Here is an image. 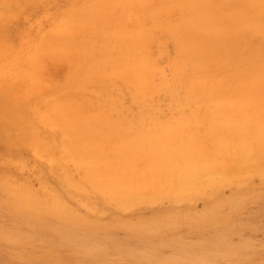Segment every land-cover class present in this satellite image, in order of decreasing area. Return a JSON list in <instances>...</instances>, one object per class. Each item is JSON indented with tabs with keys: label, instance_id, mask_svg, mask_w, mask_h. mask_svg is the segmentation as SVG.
<instances>
[{
	"label": "rangeland",
	"instance_id": "1",
	"mask_svg": "<svg viewBox=\"0 0 264 264\" xmlns=\"http://www.w3.org/2000/svg\"><path fill=\"white\" fill-rule=\"evenodd\" d=\"M235 1L110 0V4L109 0H0V73L3 71L0 74V264H264V159L262 158L264 157V146L259 147V142L256 141L260 149H255L257 146L254 143L257 133L264 132V130L261 125L256 126L260 124L259 120H254L253 114L250 113L251 111H262L264 108V68L249 73V76L257 79L261 76L262 83L258 80L257 84L252 82L245 84L246 87L244 84L238 88L234 85L233 88L237 92L233 91L234 89L230 92L222 91L223 100L231 99L229 101L233 103H228V101L226 105L223 104L226 108L223 116L226 114L229 117H219L220 119L210 118L214 114V104L211 106L203 102L198 105L195 101H185L186 90L182 87H176L173 93L160 90L164 83L170 85L175 83L172 65L183 55L177 47L176 39L168 33L175 30L183 18L201 17L203 10L209 17L210 15L221 16L225 17L223 20L230 22L231 18L227 16L229 14L231 16V11H233L231 5L244 6L250 1L264 2V0H243L237 5ZM107 2L109 4H106ZM97 8H104V10L102 11L103 16L100 14L96 16L99 18L100 15L102 18L96 23L99 33L94 35L91 28L95 17L93 15L90 17V10ZM126 11H129V14ZM84 12H86L87 20L83 24H78L79 16ZM212 19L210 18V21ZM104 33L106 36L101 35ZM116 35L121 38L117 40ZM101 41L108 45L107 49L95 52L89 60L98 63L103 62L107 57V61L111 60V62L108 61L106 68H103V63L98 64L101 67L97 75L90 76V72L84 74L88 63L83 62L86 60L78 49L82 48L80 46L83 43L96 42L98 45ZM116 43L125 44V49L111 51L110 45L115 46ZM66 50L67 52L71 50V54L63 57L67 53H65ZM125 53L128 54V59L123 56ZM187 53L192 54L193 52L188 49ZM133 56L138 60H149L148 72L154 74V90L144 102L135 99L131 91V86L135 83L129 79H133L134 73L129 71L128 65L132 64ZM32 57L35 58L31 63ZM257 59L264 62V53L257 56ZM25 64L26 68L28 67L27 70L31 72L37 70L38 74L35 78L33 77V80L27 79ZM116 64L121 66L127 64L123 76L112 74L114 71L112 67ZM74 70L75 76H80V79L75 78L72 73ZM80 72L83 73L80 74ZM69 73H72L75 81L71 80L72 76ZM86 74L90 76V79ZM83 76L87 80L83 79ZM67 77L71 81L68 82ZM78 80L79 83H77ZM82 80L86 82L89 80V82L87 84L81 82ZM67 84L72 85L65 86ZM238 92L244 93L242 97ZM230 93L234 95L229 97ZM235 93H238L237 96ZM234 98H239L244 103H239V100L236 101ZM251 100L256 104L252 105ZM54 102L61 103L62 107L66 104L67 106L63 108H67V113L79 111L80 116L76 119L82 118L80 121L83 128L80 134L82 135L81 140H85V143L92 142L90 144L92 148H94L95 141L96 144L104 146L99 142L104 141L103 137L105 138L106 134L109 136L105 139L110 137L111 141L115 142L113 143L115 148H121L122 142H130L132 139L136 141L132 143L133 145L129 143L130 149H122V151L121 149L114 150V146L110 150L112 142L107 140L110 143L108 145L104 141L103 144L107 147L104 146L106 148L105 154L103 153L105 157L98 156V159L102 162L104 158V161L107 160L106 157L109 158L108 161L111 160L106 163L107 165L103 162L105 167L110 165L109 167L116 169L120 167L117 166L120 161L119 165L127 166L132 171L136 170L135 172L141 178L142 170L150 169L148 159L151 154L143 155L145 160L141 161L144 158L137 154L139 150L158 146L159 143H154L159 139L162 146H170L174 142L184 145L188 140L186 146L196 145L199 142L204 145L200 161L203 172L196 174L194 170H191L189 173L192 176L189 177L191 184L187 182L185 191L180 192L182 196L179 195L180 193H169V191L167 193L165 189L160 190L157 187L154 189V186L150 184L149 188L144 186L145 184L134 185L136 187H133L131 192L130 188L128 189L129 196L126 195V187L122 188L124 194L116 191L117 195L114 196V189L113 193L109 191L112 188L109 190L102 188L103 190L100 191V187L96 186L100 189L97 191L93 183L83 178L78 162H76L77 158L74 157L73 148H76L75 144L80 135L74 134V131H71L72 128H69V133H65V130L63 133L72 137L75 135L77 139L66 136L60 131L65 120L70 119L73 113L68 115L70 117H66L67 119L63 116H59L62 118L55 117L56 120L60 119L57 120L58 122H55L52 116L50 120L47 113L48 105L51 107ZM105 107L107 115L110 116L108 119L106 114V116L103 115L107 118L102 117V125L99 118ZM83 110L84 113H81ZM249 114L251 117L248 116ZM244 116L247 119L242 118ZM223 118L227 119L229 124L227 125L226 121L224 124L228 126L230 132L233 131L232 128L236 131L238 127L237 133L232 132L231 135L226 131L227 127L226 129L221 127L224 122ZM232 119H235L234 122ZM212 120L216 125L210 123ZM195 121L199 123L196 124ZM244 121H250L251 124L249 122L248 125ZM252 121H254L253 124ZM98 122L102 127L101 125L96 126ZM106 122H109V127ZM255 122L258 124L255 125ZM53 123H57L55 127ZM58 123L60 128L57 127ZM119 123L121 128H119ZM128 123L130 124L127 125ZM235 123H241L243 126L238 125L242 129L239 126L236 127ZM198 124H201L200 127ZM208 124L215 126V129L219 125L217 130L222 132L221 128H223V132L228 133L220 132L221 141H219L220 134H217V130L214 131L211 128L214 131L212 135L216 139L210 136L211 130L207 128L213 126ZM188 125L190 127L193 125V128ZM245 125L260 128L257 129L258 132L252 127V129L249 128L252 130L251 135L256 130L257 135H252L254 139H251L250 131ZM111 127L114 129L111 130ZM163 128L167 130H165L166 134ZM104 129H106L105 132L102 131ZM186 129L192 133L184 131ZM108 130L112 131V134ZM182 130L184 135L181 133ZM162 131L163 137L160 133ZM199 132L206 136L201 137ZM159 134L160 136L157 137ZM178 134L183 139L186 137L183 140L178 136L183 142L177 138ZM191 134L197 135H194L193 139ZM223 134L226 136L223 137ZM171 135L175 136L171 137ZM188 135L190 137H187ZM99 136L103 141L99 140ZM155 136L156 140L153 139ZM137 138L142 139L141 142H138ZM161 138H163V144ZM232 138L233 141H231ZM147 139L153 140L154 145H151L152 143ZM199 139L201 140L198 141ZM206 141L210 142L209 145ZM211 141L214 151L211 150L213 149ZM218 141L221 151L218 152L220 154H215ZM226 141L227 144H225ZM142 142L146 145L142 146ZM46 144L47 147H45ZM206 149L213 152L210 151L209 155ZM80 151L85 152L84 157H89L94 149L93 151ZM229 152H232V157L233 153L235 154L232 159ZM106 154L112 155L108 157ZM236 155L239 158L241 155L240 160L238 159L240 162L237 161ZM244 155L246 160L243 161ZM229 157L231 161L236 158L239 164L249 165V168L239 169L236 175V178L240 176L239 180L234 176L229 177V171L226 179L225 172H223L224 176H221V171H216V174L220 172V176L219 173L215 175V172H212L214 180L218 179L216 184L213 183V175L204 169L210 167L211 164L210 168L219 164L221 166L226 161V164H229ZM217 159H220L221 163ZM129 161L133 165L136 163L134 165L136 167L137 162L140 161V165L144 163L143 166L135 169L136 167L126 163ZM236 162L233 163L236 164ZM262 162L263 165H261ZM176 173L177 171L174 172L172 178ZM179 174L178 172L177 175ZM209 174L212 177L211 175L209 177ZM196 175L202 176L201 181L200 178L195 180L198 178ZM139 178L136 182L137 180L142 181ZM172 178L171 182L172 180L176 182ZM191 178L195 180L196 185ZM175 179L178 181L179 176ZM229 179L232 182H229ZM144 180L143 183L146 181ZM221 180L222 183H218ZM150 181L151 179L147 180V182ZM139 185H143L142 193ZM189 188L193 190L190 192ZM154 190L156 194H150ZM139 191L141 195L138 194ZM144 191L147 194H144ZM157 191L160 193L162 191L164 194ZM186 191L195 192L190 194ZM125 195L128 196L127 199ZM127 203L131 206H127Z\"/></svg>",
	"mask_w": 264,
	"mask_h": 264
},
{
	"label": "bare ground",
	"instance_id": "2",
	"mask_svg": "<svg viewBox=\"0 0 264 264\" xmlns=\"http://www.w3.org/2000/svg\"><path fill=\"white\" fill-rule=\"evenodd\" d=\"M109 2H110V0H109ZM112 2V1H111ZM111 2H110V4H111ZM228 2H230V1H228ZM236 2V4L238 3H242L243 2V0H236L235 1ZM106 4H109L108 2L106 3ZM231 4H233V3H231ZM231 4H228V5H231ZM235 4V5H236ZM237 4V5H238ZM241 5V4H240ZM233 6V5H231V7H233V11H231V16H230V14H229V16H227V17H229V18H231V21L229 22L228 20L226 21V19L225 20H223L224 18L223 17H218V16H216V17H214V15H210V17H209V15L203 10V13L201 14V17H193V18H191V19H187V18H183L182 19V21H181V23H179L178 24V26H177V28L175 29V30H173V31H171V32H169L168 34L172 37V38H174V39H176V41H177V47H179V49H180V52L183 54L182 55V58L179 60V61H175L174 63H173V65H172V68H173V73H174V84L173 85H170L169 83H164V84H162V86L160 87V90H166V92L167 91H169V92H174L175 90H176V87H182V88H184L185 90H186V94H185V97H186V100L185 101H195L198 105L199 104H202L203 102H205V103H209V105H211L212 106V104H214V107H213V112H214V114L213 115H211V117L210 118H213V119H216V118H222V117H224V116H226V114L223 116V113L225 112V105L227 104L226 102H228L229 100H231V99H226V100H223L224 99V94L222 93V91H225V92H230L232 89H234L233 87H234V85H235V87H239V86H241V84H244V86L246 87V85L245 84H249V83H254V84H257V81L259 80L261 83H262V81H263V78H261L260 79V77H259V79H257L256 77H251V76H249V73H251V72H253V71H259V70H263L262 68H264V62H262V61H259L258 59H257V56H259L260 54H263L264 53V2L263 1H259V2H257V1H250V2H248V4H246V5H244V6ZM105 8V7H104ZM104 8H97V9H93V10H90V17L93 15L95 18H94V21H92V28H91V30H92V33L94 34V35H97L98 33H99V28H98V26H97V22H99L100 21V19L102 18L101 16H103V10H104ZM220 11H221V9H220ZM94 12V13H93ZM127 12V14H129L128 12L129 11H126ZM86 12H84L82 15H80L79 16V20H78V24H83L87 19H86V14H85ZM98 14H100L99 15V18L97 19L96 18V16L98 15ZM218 14V13H217ZM128 16V15H127ZM210 18L212 19V21H210ZM91 19V18H90ZM200 19V20H199ZM162 27H163V25H162ZM120 32V31H119ZM118 32V33H119ZM118 33H117V35H118ZM120 34V33H119ZM102 36L104 35V36H106V33H104V34H101ZM115 36V38L117 39V40H119V38H121V37H118V36ZM80 47H82V48H80ZM80 47H78V48H80V49H78V50H80V54L82 55V57L87 61H83L84 63H88V66L85 68L86 69V72H84V74L85 73H87V72H90L89 74H90V76H94V75H97L96 73H97V71L99 70V68L101 67V65L99 66L98 64H100V63H103V68H106V66H108V64L111 62V60H108L109 61V63H108V61H107V57H106V59L103 61V62H93V60L92 61H90L89 60V58H91L92 56H93V54L95 53V52H99V51H101V50H106L107 49V47H108V45L107 44H105L104 43V41H101L100 42V44H96V42L95 43H91V44H81V46ZM110 47H111V51H114V50H119V49H122V50H124L125 49V44H118V43H116V45L115 46H111L110 45ZM188 49L189 50H192V54H188L187 53V51H188ZM39 51H40V49H38ZM52 51H53V49H51ZM50 50V51H51ZM39 51H37V52H39ZM82 51V52H81ZM67 52V50L65 51V53ZM185 52V53H184ZM71 54V50L69 51V52H67L66 54H64V56L63 57H68V54ZM131 54V53H130ZM39 55V54H38ZM180 55V54H179ZM123 56L125 57V58H127L128 57V54L127 53H125V54H123ZM62 57V58H63ZM34 58L35 57H32L31 58V63H32V61L34 60ZM82 58V59H83ZM83 59V60H84ZM128 59V58H127ZM29 59L27 58V61H28ZM26 61V62H27ZM38 61H39V59H38ZM82 62V64H84ZM28 63V62H27ZM26 63V64H27ZM30 63V62H29ZM31 63H30V66H31ZM26 64H25V68H26ZM81 64V63H80ZM80 64H78V66L80 65ZM85 65V64H84ZM83 65V66H84ZM29 66V65H28ZM126 66H127V64L126 65H124V66H121V65H114L112 68H113V70L114 71H112L113 73V75H115V76H123L124 75V73H125V68H126ZM128 68H129V71H132L133 73H134V77H133V79H129V81L130 80H132L131 82H133V83H135L133 86H131L132 87V89H131V91H132V93H133V95H134V97H135V99H137V100H142L143 102L144 101H146L147 100V98H148V96H149V94L151 93V92H153V90H154V82H153V73H150V72H148V70L150 69V63H149V60H147V59H142V60H138V59H136V57L135 56H133V58H132V64H130V65H128ZM28 69V67L25 69V72L27 73V71H28V73L26 74L25 73V75H27L28 77H27V79L29 78L30 80H33L34 78H35V76H37V70H35V72H31V71H29V70H27ZM255 69V70H254ZM27 70V71H26ZM79 70H80V68H79ZM78 70V71H79ZM83 71H84V69H82ZM81 70V71H82ZM75 70L74 71H72V73H73V75L75 76ZM76 72H77V69H76ZM3 73V71L0 73V74H2ZM32 74V76H31V74ZM34 73H36V74H34ZM72 73H69V74H71V76H72V78H71V76H69V78H71V80L73 81H75V79H73V75H72ZM79 73V72H78ZM78 73H76L77 74V76H78ZM81 73H83V72H80V74ZM30 74V75H29ZM68 74V75H69ZM244 74H245V76H244ZM34 75V76H33ZM87 76H88V78L90 79V76L88 75V74H86ZM258 75V74H257ZM86 76V77H87ZM34 77V78H33ZM80 76H78V77H76L75 76V78H79ZM85 77L83 76V79H84ZM28 79V80H29ZM67 79V81L69 82V81H71V80H68V77L66 78ZM80 79V78H79ZM85 80H87L86 78H85ZM66 81V82H67ZM258 81V82H259ZM81 82H86V81H81ZM88 82H89V80H88ZM88 82H86L87 84H88ZM77 83H79V80H78V82ZM264 83V82H263ZM73 84V83H72ZM72 84H70V85H72ZM83 84V83H82ZM260 84V83H259ZM70 85H65V86H70ZM260 85H262V84H260ZM259 85V86H260ZM78 86V85H77ZM84 86V85H83ZM253 86V85H252ZM73 88L75 87L74 86V84H73V86H72ZM78 87H82V86H78ZM232 87V88H231ZM245 87H243V88H245ZM251 88V87H250ZM250 88H248V89H250ZM76 88H74V90H75ZM241 88H239V90H240ZM81 90V89H80ZM228 90V91H227ZM76 91V90H75ZM77 91H79V90H77ZM233 91H236L237 92V90H233ZM242 91V90H241ZM239 93V95H241V97H242V95L244 94H241L240 92H238ZM238 93H235V96H237L236 94H238ZM227 94V93H226ZM225 94V95H226ZM234 95V93H232V95H231V93L229 94V97L230 96H233ZM234 96V97H235ZM238 97H240V96H238ZM225 98H226V96H225ZM232 98V97H231ZM244 98V97H243ZM234 99H236V98H234ZM238 100H239V98H237ZM237 99H236V101H237ZM183 100V99H182ZM233 100V99H232ZM235 101V102H236ZM250 101V100H249ZM57 102V101H56ZM56 102H54V104L52 105L51 104V107H50V105H48V107H49V110L47 111V113H48V115H49V119H50V117L53 119V117H54V120H56L55 119V117L56 118H58L59 116H63L65 119H67L68 117H70V116H68V115H71V113H73V115L71 116V118L69 119H67V120H65L64 118V120H65V122L63 123V128H62V130H60L59 128V123L63 120V119H61V121L58 123V125H57V127H59L58 129L61 131V133H63V130H65L64 132L65 133H69L70 132V129L72 128V132L74 131V134L76 133V134H81L82 132H83V128H82V124L80 123V121H81V119L82 118H80V119H76L77 117L79 118V116H80V114H79V111H77V112H74V111H72V112H69V113H67V108H63L64 106L66 107L67 105L65 104V103H62V104H65L63 107H62V105H60L61 103H56ZM180 102V101H179ZM193 102L191 103V104H193ZM233 103L232 101H229L228 103ZM241 102H243V101H240L239 100V103H241ZM251 102H252V100H251ZM250 102V103H251ZM177 103V102H176ZM183 103H184V101H183ZM244 103V102H243ZM246 103V102H245ZM247 103H248V101H247ZM253 103H255V101H253L251 104L252 105H254ZM58 104V105H57ZM185 104V103H184ZM223 104H225V105H223ZM256 104V103H255ZM60 105V106H59ZM178 105V104H177ZM179 105H182V104H179ZM222 105L224 106L223 108H222ZM232 105V104H231ZM230 105V106H231ZM244 105V104H243ZM246 105V104H245ZM203 106V105H202ZM69 107V106H68ZM85 107H86V105H85ZM115 107V106H114ZM187 107V106H186ZM249 108H252V107H249ZM68 109H70V108H68ZM182 109H184L185 110V108H182ZM211 109V108H210ZM264 109V108H263ZM262 109V111H251L250 113L251 114H253L252 116H253V118H255L254 120H256V119H258L259 120V123L260 124H258V123H256L255 122V125L256 124H258V125H256V126H258V127H260V125H261V127H262V129L264 130V110ZM108 110H110V109H108ZM113 110V109H112ZM111 110V111H112ZM183 110V111H184ZM206 110H207V108H206ZM245 110V109H244ZM247 110V109H246ZM251 110H253V108L251 109ZM255 110V109H254ZM175 111H176V109H175ZM182 111V112H183ZM196 112V111H195ZM207 112V111H206ZM248 112V111H247ZM50 113V114H49ZM81 113H84V110H83V112L81 111ZM142 113H143V111H142ZM142 113H141V115H142ZM146 113V112H145ZM144 113V114H145ZM178 113H180L179 111H178ZM184 113H185V111H184ZM87 114H89V112L87 113ZM86 114V115H87ZM107 115V109H106V107L104 108V110H103V112H102V115L100 116L101 118H99V120L101 121V119H102V117H103V115ZM175 114L177 115V112H175ZM192 114V113H191ZM105 115V116H106ZM146 115V114H145ZM150 115V114H149ZM152 115V114H151ZM190 115V114H189ZM84 116V115H83ZM104 116V117H105ZM108 116V119H109V116L110 115H107ZM161 116V115H160ZM159 116V117H160ZM181 116H183V115H181ZM249 117H251L250 116V114L248 115ZM45 117H47V116H45ZM67 117V118H66ZM103 117V118H104ZM187 117V116H186ZM191 117H192V115H191ZM199 117V116H198ZM226 117H229L228 115L226 116ZM59 118H62V117H59ZM107 117H105V119H106ZM180 119H182L181 117H179ZM190 117H188V119H189ZM219 118V119H220ZM242 118H245V116L244 117H242ZM52 119H50V120H52ZM125 119V118H124ZM146 119H147V117H146ZM145 119V120H146ZM154 119V118H153ZM185 119V118H184ZM184 119L182 120V121H184ZM194 119V118H193ZM193 119L191 120V121H193ZM245 119H247V118H245ZM58 121L60 120V119H57ZM55 121V122H58V121ZM87 120V119H86ZM91 120V119H90ZM104 120V119H103ZM110 120H112L111 118H110ZM222 120H224V122H223V125L221 126V127H224V129H226L225 127H227V130L226 131H228V132H230V130H229V128H228V122L226 121L227 119H222ZM233 120V122H234V120L235 119H232ZM243 120V119H242ZM66 121H67V123H66ZM92 121V120H91ZM113 121V120H112ZM112 121H110V123L112 122ZM148 121H150V120H148ZM153 121V120H152ZM196 121H197V119H196ZM195 121V123L197 124V123H199V121L198 122H196ZM206 121V120H205ZM215 122H217V120H214ZM225 121L227 122L226 124V126H225ZM239 121H240V119H239ZM238 121V122H239ZM51 122V121H50ZM69 122V123H68ZM85 122H88V121H85ZM125 122H126V120H125ZM236 122V121H235ZM246 124H248L249 125V122H247V121H244ZM253 122L254 121H252V124H253ZM258 122V121H257ZM83 123V122H82ZM100 122H98L97 123V125L96 126H98V125H101V124H99ZM101 123H102V121H101ZM105 123V122H104ZM186 123H188V121H186ZM190 123V122H189ZM211 124L213 123L214 125H216L214 122H213V120L210 122ZM221 123V122H220ZM243 123V122H242ZM54 124V125H53ZM52 125L55 127V124H57V123H53ZM84 124H86V123H84ZM88 125H91V124H89V123H87ZM106 124H108V127H109V122H106ZM105 124V125H106ZM111 124H113V122L111 123ZM125 124V123H124ZM123 124V125H124ZM130 123H128L127 125H129ZM144 124L146 125V123L144 122ZM180 124V123H179ZM182 125H184L183 123H181ZM194 126H195V124H194V122L192 123ZM206 124V123H205ZM211 124H208L209 126L211 125ZM218 124V123H217ZM222 124V123H221ZM220 124V125H221ZM232 124V123H231ZM243 126V125H241V123H235V125H236V127L237 126ZM250 124H251V122H250ZM102 125H103V123H102ZM102 125L100 126V127H102ZM116 125V124H115ZM115 125H114V127H115ZM119 125V128H121L120 127V123L118 124ZM144 125V126H145ZM192 125V126H193ZM199 125V127H200V125L201 124H198ZM235 125H233V126H235ZM248 125H245L246 127L248 126ZM61 126V127H62ZM133 126V125H132ZM185 126V125H184ZM189 127H190V125H188ZM191 126V127H192ZM203 126H204V124H203ZM211 126H213V125H211ZM218 126L219 125H217L216 126V128L218 129ZM232 126V125H231ZM231 126H229V127H231ZM232 126V127H233ZM240 126H239V128H240ZM244 126V127H245ZM253 125H251V127H252ZM256 126H255V128L254 127H252V128H254V129H256ZM68 127V128H67ZM95 127V126H94ZM106 127V126H105ZM104 127V128H105ZM118 127V126H117ZM148 127H149V125H148ZM163 127V126H162ZM168 127V126H167ZM182 127V126H181ZM181 127H179V128H181ZM190 127V128H191ZM205 127H206V125H205ZM215 126H213V127H208L207 129H209V131L211 132V134H210V136H214V135H212V134H214V131L215 130H217V129H215L214 128ZM220 127V126H219ZM231 127V128H232ZM250 126L249 127H247L248 129L249 128H251ZM257 127V129H260V128H258ZM65 128V129H64ZM66 128H67V130H66ZM70 128V129H69ZM93 127H91V129H92ZM119 128H118V130H119ZM127 128H128V126H127ZM127 128H125L126 130H127ZM185 128V127H184ZM193 128V127H192ZM197 128V127H196ZM211 128H213L214 129V131H212L213 129H211ZM230 128V129H231ZM251 128V129H252ZM106 129H107V127H106ZM106 129H104V130H102V131H104L105 132V130ZM111 130L112 129H114L113 127H111L110 128ZM146 129V128H145ZM149 130H151L150 128H148ZM164 129V131L166 130L165 128H163ZM224 129L223 128H221V130H223L224 131ZM233 129V131L232 132H236V131H238L239 129H238V127H237V129H236V131L234 130V128H232ZM240 129H242V127L240 128ZM256 129V130H257ZM96 130V129H95ZM98 130V129H97ZM122 130V129H121ZM130 130H131V128H130ZM129 130V132H131ZM133 130V129H132ZM198 130V129H197ZM202 130V129H201ZM256 130L254 131V133L252 134V135H257V136H255V142L254 143H256V141L257 142H259L258 144H259V147L260 146H264V132H258L259 130H257V134H256ZM109 131V130H108ZM108 131H106V133H108ZM148 131V130H147ZM167 131V130H166ZM166 131H165V134H166ZM173 131V130H172ZM183 131V130H182ZM184 131H188L189 133H192V132H190L188 129H186V130H184ZM184 131L183 132H181L183 135H184ZM218 131V133L217 134H220V132L221 131H219V130H217ZM222 131V132H223ZM226 131H225V133H226ZM246 131H248L247 129H246ZM249 131H250V135H251V131L252 130H250L249 129ZM249 131H248V133H249ZM71 132V133H72ZM95 132H97V131H95ZM94 132V133H95ZM104 132H102V133H104ZM110 132V131H109ZM112 132V131H111ZM110 132V133H111ZM117 132V131H116ZM134 132V131H133ZM150 132V131H149ZM148 132V133H149ZM154 132V131H153ZM158 133H159V131H157ZM169 132V131H168ZM187 132V133H188ZM194 132V131H193ZM221 132V133H222ZM227 132V133H228ZM232 132H230V134L232 133ZM242 132V131H241ZM93 133V134H94ZM99 133V132H98ZM119 133H120V131H119ZM132 133V132H131ZM141 133H143V131L141 132ZM161 133V137H163V135L164 134H162L163 133V131L162 132H160ZM171 133V132H170ZM186 133V132H185ZM195 133V132H194ZM206 133H208V132H206ZM224 133V132H223ZM224 133V134H225ZM226 133V134H227ZM237 133V132H236ZM236 133H234V134H236ZM64 134V133H63ZM73 134V135H74ZM101 134V133H100ZM112 134V133H111ZM150 134V133H149ZM198 134V133H197ZM197 134H194V135H197ZM223 134V135H224ZM64 135H66V134H64ZM68 136H70V137H72L71 135H69V134H67ZM66 135V136H67ZM78 135V136H79ZM98 135V134H97ZM114 135V134H113ZM117 135V134H116ZM127 135V134H126ZM129 135H130V133H129ZM138 135V134H137ZM168 135H170V134H168ZM182 135V136H183ZM186 135V134H185ZM192 135V134H191ZM194 135H192L193 137V139L195 138L194 137ZM199 135L202 137L203 135H201V132H199ZM209 135V134H208ZM216 135V134H215ZM222 135V136H223ZM232 135V134H231ZM250 136L251 137V139H254V137L253 136ZM93 136H95V135H93ZM106 136H109L108 134H106ZM105 136V138H107ZM134 136V135H133ZM147 136V135H146ZM160 136V134L157 136V137H159ZM173 136H175V135H171V137H173ZM177 136V138H178V136H179V134L178 135H176ZM181 136V135H180ZM179 136V137H180ZM204 136H206V134L204 135ZM210 136H207V137H210ZM219 136V135H218ZM226 135H224L223 137H225ZM67 138V137H65L66 139H68V140H73L72 138H74V139H77L76 138V136L74 135V137H72V138ZM82 135H80V137H79V140H78V142H77V140H76V144H75V147L76 148H73L74 149V151H75V153H74V157H76L77 158V161L76 162H78V166H79V169H80V171H81V173H82V176H83V178L86 180V181H89V182H91V183H93L94 185H95V188L97 189V191L98 190H100V191H102L103 189L105 190V189H107V190H109L110 188H112V189H110L109 191L111 192L113 189H114V191H115V193L113 194V196L114 195H117L116 194V191H119V192H121L122 194H124V192H123V190L124 189H122L123 187H126L125 189H127V194L126 195H128L129 194V192H128V189L130 188V192H131V189H133V187H136L138 184H145L144 186H148V188H149V184L150 185H152V186H154V189L157 187V188H159L160 190L161 189H165L166 191L165 192H167V191H169V193H180V192H183V191H185L184 189L186 188V186H187V182L188 183H190V178L189 177H192V176H190L189 175V173H191V170H194V172L196 173V174H198V173H202L203 171H202V166H200V161L202 160V148H204L203 146L204 145H201L200 144V142L199 143H197L196 145H191V144H189V142H188V144L189 145H185L186 143H187V141L188 140H186V143L184 144V145H181V144H178L179 142H177V143H171V145L170 146H162L161 145V142H159L160 141V139H159V141L157 140V142H155L154 143V141L153 140H151L150 141V139H152L151 137H150V139H147V140H149L148 142H151L152 144L151 145H154V144H156V143H159V145L157 146H154V147H151V148H149V149H147V148H145V149H142V150H139V149H137V151H138V155L139 156H143V155H147V154H151V156L149 157V162H150V166L148 165V167L150 168V169H148L147 167H145V168H147V170L145 171L144 169L142 170V172H143V174L141 175V178H139L140 176H139V174H137L135 171L136 170H134V171H132V170H130V169H128L127 168V166H121V165H119V162L117 163L118 165L117 166H120V167H117L116 169L115 168H113V169H115L114 171H113V169H112V167H109V166H107V167H105V165H107L106 163H109L111 160H109L108 161V159L109 158H107L106 157V161H104L105 160V158H104V160H103V162H105V165H104V163L102 162V160L101 159H98L99 157L98 156H101V157H105L104 156V151H105V149L107 148L106 146H105V144H103V142L105 141V143H108L109 141H111V139H110V137H108L109 139H105L104 137H103V139H104V141H103V139H102V137H100L99 136V140H101L102 139V141L103 142H99L100 144L102 143V145H104V146H101V145H98V144H96V141H95V144H93L94 145V148H92L91 146H90V144H92V142H88V143H85V140H81L82 138ZM83 137H87V136H83ZM126 137V136H125ZM145 137V136H144ZM157 137L155 136L153 139H157ZM165 137H168V136H165ZM170 137V136H169ZM187 137H190L189 135L187 136ZM197 138L199 137V136H196ZM246 137V136H245ZM131 138V137H130ZM130 138H128V140L130 139ZM139 138V137H138ZM138 138H137V140H138ZM175 138V137H174ZM173 138V139H174ZM180 138H182V137H180ZM180 138H178V139H180ZM186 137H184V139H185ZM211 138V137H210ZM213 138H215L216 139V137L214 136ZM231 138V137H230ZM235 138V137H234ZM236 138H238V137H236ZM44 139V138H43ZM97 139V138H96ZM163 138H161V141H162V144H163V140H162ZM172 139V138H171ZM177 139V140H178ZM183 139V138H182ZM183 139V140H184ZM188 139V138H187ZM208 139V138H207ZM215 139L213 140V141H215ZM217 139H219L218 137H217ZM228 139H229V137H228ZM250 139V140H251ZM44 140H46V139H44ZM98 140V141H99ZM107 140H108V142H107ZM127 140V139H126ZM133 140V139H132ZM132 140H130V142H125V143H123L122 142V147L121 148H115L116 146H115V144H113V143H115V142H113V141H111L112 143V147H109L110 148V150H111V148H113V146H114V150H116V149H121V151H122V149L124 150V149H127V148H129L130 147V144H132V143H136V141H132ZM136 140V139H135ZM142 140V139H141ZM141 140L139 139L138 140V142L140 141L141 142ZM174 140H176V138L174 139ZM173 140V141H174ZM181 140V139H180ZM201 139H199L198 141H200ZM205 140V139H204ZM204 140H202V141H204ZM224 140H226V138H224ZM121 141V140H120ZM143 141H145V139H143ZM153 141V142H152ZM182 141V140H181ZM180 141V142H181ZM219 141H221V134H220V140ZM218 141V143L216 142V150H215V154H220V153H218V152H220L221 150L219 149V147H218V144L220 143ZM231 141H233V138H232V140ZM236 141H237V139H236ZM239 141V140H238ZM245 141V140H244ZM249 141V140H248ZM47 142V141H46ZM67 142V141H66ZM75 142V141H74ZM170 142V141H169ZM168 142V143H169ZM172 142V141H171ZM183 142V141H182ZM195 142H197V141H195ZM207 142V141H206ZM205 142V143H206ZM212 142V141H211ZM250 142V141H249ZM71 143H73V142H71ZM94 143V142H93ZM121 143V142H120ZM130 143V144H129ZM154 143V144H153ZM192 143H193V140H192ZM203 143V142H202ZM210 143V142H209ZM209 143L207 142V144L209 145ZM236 143H238V142H236ZM68 145H69V143H67ZM74 144V143H73ZM225 144H227V141L225 142ZM224 144V145H225ZM231 144H232V142H231ZM244 144H245V142H244ZM252 144V143H251ZM107 145V144H106ZM108 145H110V143H108ZM133 145V144H132ZM139 145H141V144H139ZM144 144H143V142H142V146H143ZM146 145V144H145ZM144 145V146H145ZM161 145V146H160ZM208 145H206L207 147H209ZM213 145V142H212V144H211V147H213L212 146ZM229 145V144H228ZM239 145V144H238ZM248 145H249V143H248ZM71 146H73V145H71ZM129 146V147H128ZM149 146H150V144H149ZM255 146H257V143H256V145ZM254 146V147H255ZM45 147H47V144H46V146ZM57 147V146H56ZM55 147V148H56ZM69 147V146H68ZM207 147H205V148H207ZM210 147V148H211ZM226 147H227V145H226ZM230 147V146H229ZM251 147V146H250ZM54 148V149H55ZM221 148V147H220ZM228 148V147H227ZM230 148H232V146L230 147ZM229 148V149H230ZM41 149H43V148H41ZM82 150V151H93V149H94V151L92 152V154H91V156H89V157H84L85 156V152H81L80 150ZM130 149V148H129ZM208 149V148H207ZM207 149H206V151H207ZM243 149H244V147H243ZM255 149H260V148H258V146L255 148ZM255 149H254V151H255ZM263 149V148H262ZM211 150H213L214 151V147H213V149H211ZM211 150H209V151H207V153L210 155V151ZM222 150H223V147H222ZM245 150V149H244ZM243 150V151H244ZM61 151V150H60ZM126 151V150H125ZM213 151H211V152H213ZM229 151V150H228ZM230 151H233L232 149H230ZM245 151H247V150H245ZM109 152V151H108ZM107 152V153H108ZM128 152H129V150H128ZM132 152V151H131ZM130 152V153H131ZM225 152H227V151H225ZM44 153V152H43ZM104 153V154H103ZM113 153H115L114 151H113ZM118 153H120L119 152V150H118ZM134 153V152H133ZM136 153V152H135ZM224 153V152H223ZM228 153V152H227ZM235 153H237V152H235ZM247 153V152H246ZM245 153V154H246ZM258 153V152H257ZM263 153V152H262ZM42 154V153H41ZM52 154V153H51ZM67 154V153H66ZM65 154V156H67ZM72 154H73V152H72ZM127 154V153H126ZM225 154V153H224ZM223 154V155H224ZM229 154H230V157H231V159L234 157V153H233V157H232V152L230 153L229 152ZM229 154H228V156H229ZM244 154V153H243ZM60 155H61V153H60ZM62 155H63V153H62ZM70 155V154H69ZM103 155V156H102ZM112 155V154H111ZM110 155V156H111ZM205 155H206V153H205ZM239 155V154H238ZM106 156H108V154H106ZM110 156H108V157H110ZM117 156V155H116ZM115 156V157H116ZM129 156V155H128ZM208 156V155H207ZM220 156V155H219ZM226 157H227V155H225ZM262 156V155H261ZM52 157H55V156H52ZM63 157V156H62ZM100 157V158H101ZM123 157V156H122ZM125 157V156H124ZM123 157V158H124ZM136 157V156H135ZM222 157V156H221ZM225 157V158H226ZM230 157H229V164H226L227 163V161H226V159H224V158H221V159H224L226 162H225V164L226 165H228V166H226L225 164H223V165H221V166H219V165H217V166H214V168H213V170H212V168H210L211 166H212V164L210 165V167H206L204 170L205 171H207L208 173H211L212 174V172L215 174V175H217L218 173V175L220 176V172H217V174H216V171H221L222 173H221V176H224V174H223V172H225V179H226V176L228 175L227 173H228V171H229V173H230V176L229 177H235L236 178V175H237V172L239 171V169H248L249 168V165H245L243 162V164H239L238 162H236V158L235 159H233L232 161H231V159H230ZM236 157H237V155H236ZM245 155H244V157H243V161L244 160H246L245 159ZM63 158H65V157H63ZM68 158V157H67ZM117 158V157H116ZM132 159H134L133 157H131ZM143 160L141 159V161H144L145 160V157L143 156ZM205 158V157H204ZM240 158H241V155H240ZM240 158H239V156L237 157V161H239L240 160ZM263 159H264V157H262ZM261 158V159H262ZM70 159H71V156H70ZM69 159V160H70ZM126 159H128V157L126 158ZM137 159H138V156H137ZM227 159H228V157H227ZM239 159V160H238ZM65 161V159H62V161ZM76 160V159H75ZM101 160V161H100ZM120 160H123V159H120ZM130 160V159H129ZM147 160V159H146ZM213 160V159H212ZM215 160V159H214ZM218 160V159H217ZM220 160V159H219ZM218 160V161H219ZM224 160H223V162H224ZM67 161V160H66ZM118 161V160H117ZM126 161H128V160H126ZM134 161H135V159H134ZM236 162V164H234L233 162ZM69 162H71V160L69 161ZM68 162V163H69ZM74 162V161H73ZM72 162V163H73ZM113 162H114V160H113ZM208 162V161H207ZM220 162V161H219ZM232 162V163H231ZM240 162V161H239ZM260 162V161H259ZM60 163V162H59ZM122 163H124V162H122ZM126 163H128V165L129 164H131L130 163V161L129 162H126ZM125 163V164H126ZM142 163V162H141ZM144 163V162H143ZM143 163L140 165V161L139 162H137V167L138 166H143ZM148 163V162H147ZM146 163V164H147ZM221 163V162H220ZM115 164V163H114ZM136 164V163H135ZM134 164V165H135ZM145 164V165H146ZM204 164V163H203ZM75 165V164H74ZM133 167H136V166H134L133 165V163L131 164ZM205 165V164H204ZM261 165H263V162H262V164ZM76 166V165H75ZM132 166H131V168H132ZM147 166V165H146ZM137 167L135 168V169H137ZM111 168V169H110ZM139 168V167H138ZM66 169V168H65ZM74 169H75V167H74ZM132 169H134V168H132ZM76 171V170H75ZM165 171H167V172H165ZM175 171H177V173H176V175H175V177L174 178H172V175L174 174V172ZM227 171V172H226ZM178 172L180 173L179 175H177L178 174ZM193 172V173H194ZM144 173H145V176H144ZM211 174H209V177H210V175ZM231 174H233V175H231ZM162 175V176H161ZM195 175V174H194ZM213 175V174H212ZM212 175H211V177H212ZM65 176H67V175H65ZM162 178H161V177ZM164 176V177H163ZM177 176H179V180L177 181L175 178L177 177ZM197 176V175H196ZM198 178H196L195 180H198L199 178V180L201 181V175L199 176H197ZM240 176H238V178H239ZM142 179V181L144 180L145 182L143 183L141 180V182H139L138 180H137V182H136V179ZM160 178V179H159ZM174 179L176 182H173V180H172V182H171V180L170 179ZM238 178H236V179H238ZM133 179H135V181L133 180ZM151 179V181L150 182H147V180H150ZM205 178L203 177V180H204ZM216 179V178H215ZM235 179V180H236ZM82 180V179H81ZM195 180H193V178H191V181H195ZM212 180H213V183H217L216 181L218 180V179H216V180H214V175H213V178H212ZM224 180V179H223ZM233 180V179H232ZM234 180V181H235ZM239 180V179H238ZM237 180V181H238ZM207 181V180H206ZM215 181V182H214ZM226 181H228V180H226ZM85 182V181H84ZM147 182V183H146ZM222 183V180L221 181H219L218 183ZM229 182H232L230 179H229ZM195 183V182H194ZM201 183V182H200ZM210 183V182H209ZM84 184V183H83ZM146 184H148V185H146ZM191 184V183H190ZM211 185H214V184H212V183H210ZM209 184V186H211ZM89 185V184H88ZM134 185H136V186H134ZM142 185V186H143ZM194 185V184H193ZM195 185H196V183H195ZM91 186V185H90ZM96 186H98V187H100V189H98V187H96ZM139 186H141V185H139ZM139 186H138V188H139ZM142 186H141V193H142ZM94 188V189H95ZM103 188V189H102ZM144 188V187H143ZM147 188V189H148ZM195 188V187H194ZM93 189V188H92ZM136 190H137V188H136ZM140 190V189H139ZM144 190V189H143ZM150 190H151V187H150ZM159 190V191H160ZM187 190V189H186ZM190 190H193V188H189V190L188 191H190ZM195 190V189H194ZM133 191V190H132ZM145 191H146V189H145ZM144 191V194H147L146 192ZM188 191H186V193L188 192ZM108 192V191H107ZM106 192V193H107ZM134 192H137V191H134ZM150 192H153V191H150ZM158 192V191H157ZM164 192V191H163ZM191 192V191H190ZM190 192H188V193H190ZM193 192H195V191H192V193ZM97 193H99V192H97ZM103 193V192H102ZM102 193H100V194H102ZM112 193H113V191H112ZM118 193V192H117ZM141 193H140V191H139V193L138 194H140L141 195ZM155 193V190H154V192L153 193H150V194H154ZM158 193H160V192H158ZM161 193H162V191H161ZM160 193V194H161ZM168 193V192H167ZM192 193H190V194H192ZM132 194H135V195H137L138 196V194H136V193H132ZM131 194V196H133ZM156 194V193H155ZM162 194H164V193H162ZM184 194H185V192H184ZM103 195V194H102ZM125 195V198L127 197L128 198V196L130 195H128V196H126ZM139 195V196H140ZM176 195V194H175ZM180 196H182L181 195V193L179 194ZM111 195H109V197H110ZM137 196H136V198H137ZM103 197V196H102ZM134 197V196H133ZM113 198V197H112ZM115 198V197H114ZM126 198V199H127ZM135 198V197H134ZM133 198V199H134ZM142 198V197H141ZM124 199V198H123ZM138 199H140V198H138ZM111 200V199H110ZM133 201V200H132ZM136 201V200H135ZM125 202V201H124ZM130 202V201H129ZM114 203V202H113ZM128 205L127 206H131V205H129V203H127ZM122 205H123V203H122Z\"/></svg>",
	"mask_w": 264,
	"mask_h": 264
}]
</instances>
